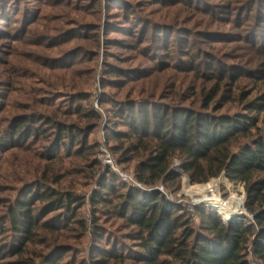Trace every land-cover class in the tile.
Here are the masks:
<instances>
[{"label": "rangeland", "instance_id": "obj_1", "mask_svg": "<svg viewBox=\"0 0 264 264\" xmlns=\"http://www.w3.org/2000/svg\"><path fill=\"white\" fill-rule=\"evenodd\" d=\"M263 52L264 0H0V135L6 133L14 117L25 114L34 115L37 120L57 115L66 122L85 125L86 118L67 116L77 108L71 100L81 90L92 94L91 102L81 99L76 104L92 103L99 109L102 95H105L103 108H113L114 102L127 96L140 100L141 96L153 95L149 99L158 104L169 102L201 109L204 95L219 82L213 77L219 68L244 76L234 84L231 81L222 84L219 94L228 101L220 102L223 104L220 112L242 110L245 102L264 90V83L252 80L249 74L264 59ZM108 65L127 70L124 85L103 86V79L111 78L105 75ZM140 77L143 78L134 81ZM218 100L207 112H213ZM101 112L104 119L92 131L90 142L106 138L110 114ZM262 126L264 129V120ZM52 134L0 154V226L4 225L8 205L28 195L36 178L46 174L60 179L61 185L52 186L71 190L83 198L80 213L88 230L82 233L79 224H73L72 229L61 230V236H51L52 233L40 229L36 231L35 243L27 245L21 258L8 256L4 264H22L16 260L39 264L42 256H57L58 247L47 250L55 239L72 247L61 264H93L95 250L107 247L109 240L119 242V250L125 256L123 262L110 264H137L127 257V248H133L134 243L128 237L130 229L121 219L103 220L100 213L106 240L95 237L92 197L100 187L96 179L90 178L89 170L85 169L84 175H75L70 159L53 165L42 158V153H46L44 146L54 138ZM180 163L175 158L172 166L181 174L179 190L171 191L164 183L157 185L171 203L186 206L190 211L209 207L223 219L230 213L232 219H226L228 223L247 221L249 212L244 206L247 194L245 202L237 196L246 183L244 176L239 179L236 172H223L206 183H193ZM124 166L126 169L122 170L116 165L134 175V163ZM214 179L221 181L203 191L200 185ZM214 189L219 200L204 195ZM202 199L216 203L219 210L200 204ZM41 205L37 203L36 212L45 215L47 210L45 207L41 210ZM52 214L43 219L49 220ZM51 220L55 224L58 219ZM253 221L251 218L248 224ZM0 240L16 242L10 232L0 235ZM39 240L46 241L43 244Z\"/></svg>", "mask_w": 264, "mask_h": 264}, {"label": "trees", "instance_id": "obj_2", "mask_svg": "<svg viewBox=\"0 0 264 264\" xmlns=\"http://www.w3.org/2000/svg\"><path fill=\"white\" fill-rule=\"evenodd\" d=\"M220 69L213 75L219 82L204 95L201 109L183 108L169 102L158 104L149 99L153 95L141 96L140 100L127 96L114 102L113 108H103L105 95H102L98 100L101 110L92 103L90 106L76 104L81 99L91 102L92 94L81 90L71 100L77 108L67 116L86 118L85 125L66 122L57 115L42 116L39 120L34 115H18L6 133L0 135V154L24 147L52 132L54 138L44 146L46 153H42V158L53 165L70 159L75 175H84L85 169L89 170L90 178L96 179L100 187L92 197L95 237L106 240L100 213L103 220L121 219L130 229L128 237L134 243L133 248L128 246L127 257L137 264H264V90L245 102L242 110L220 112L228 101L219 94L222 84L226 81L234 84L244 78L236 71ZM249 74L252 80L264 83V59ZM105 75L111 78L104 76L107 80L103 79V86L110 83L121 87L128 77L126 69L113 65L105 67ZM217 98L218 105L213 107V112H207ZM101 111L110 114L105 143L116 165L123 170L124 165L134 163L135 178L150 189L124 180L111 166L104 165L100 157L102 142H90L92 131L104 119ZM120 126L126 130H120ZM175 158L181 160L182 171L193 183H206L223 172H236L239 179L244 176L246 183L237 196L245 202L247 194L244 206L254 221L248 224L249 216L244 223H228L209 207L192 214L186 206L171 203L157 185L164 183L174 192L181 188V174L172 169ZM36 179L33 186L29 185V189L33 188L28 195L8 205L0 235L10 232L16 242L0 240V264L8 256L21 258L27 245L35 243L36 231L40 229L52 233L51 236L72 229L73 224H79L82 233L88 230L80 213L83 198L71 190L52 186L61 185L56 176L44 174ZM217 181L221 180L214 179L200 187L203 191L211 189ZM37 203L42 204L41 210L45 207V215L36 212ZM200 204L219 210L214 202ZM50 213H54L53 217L45 221L43 218ZM53 218L58 219L57 223L53 224ZM45 241L39 240L43 244ZM55 241L47 250L58 247V255L42 256L39 264H61L62 257L71 253L70 245ZM119 247V242L109 240L107 247L95 250L93 264L124 260V252ZM15 262L26 264L24 260Z\"/></svg>", "mask_w": 264, "mask_h": 264}, {"label": "built area", "instance_id": "obj_3", "mask_svg": "<svg viewBox=\"0 0 264 264\" xmlns=\"http://www.w3.org/2000/svg\"><path fill=\"white\" fill-rule=\"evenodd\" d=\"M105 141H106V139L103 137L102 146H101V153H100V157L103 160L104 165L111 166L117 173L120 174V176L124 180H126V181H128V182H130L132 184L138 185L139 187H141V188H143L145 190L150 189V188H148L146 186H143L142 184L138 183L137 179L135 178L134 175L129 174V173L124 172V171H121L119 168L116 167L114 159H113L110 151L108 150ZM157 189H159L160 191L164 192L162 187L161 188L157 187ZM191 212H192V214H195L196 210L195 209H191ZM249 216L254 219V216L252 214L249 213ZM225 221H226V219H225Z\"/></svg>", "mask_w": 264, "mask_h": 264}, {"label": "bare ground", "instance_id": "obj_4", "mask_svg": "<svg viewBox=\"0 0 264 264\" xmlns=\"http://www.w3.org/2000/svg\"><path fill=\"white\" fill-rule=\"evenodd\" d=\"M204 193H205V192H204ZM204 195H205V197H211V198H215V199L217 198V200H219V195L217 194L216 189H214L213 192L205 193ZM208 195H210V196H208ZM206 201H210V200L202 199V200H200L199 203H203V202H206ZM194 205H197V203H194ZM224 205H225V203H221V206H224ZM229 214H230V213H228V214L226 215V219H227L228 221H231L232 216H230Z\"/></svg>", "mask_w": 264, "mask_h": 264}, {"label": "water", "instance_id": "obj_5", "mask_svg": "<svg viewBox=\"0 0 264 264\" xmlns=\"http://www.w3.org/2000/svg\"><path fill=\"white\" fill-rule=\"evenodd\" d=\"M225 219V218H224Z\"/></svg>", "mask_w": 264, "mask_h": 264}]
</instances>
